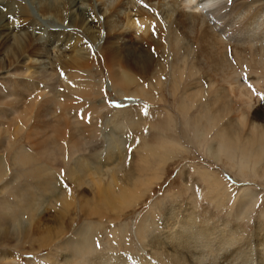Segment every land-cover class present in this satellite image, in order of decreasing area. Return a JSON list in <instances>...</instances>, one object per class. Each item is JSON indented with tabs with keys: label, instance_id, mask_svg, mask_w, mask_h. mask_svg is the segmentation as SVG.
<instances>
[{
	"label": "bare ground",
	"instance_id": "obj_1",
	"mask_svg": "<svg viewBox=\"0 0 264 264\" xmlns=\"http://www.w3.org/2000/svg\"><path fill=\"white\" fill-rule=\"evenodd\" d=\"M32 1L37 6L39 14L42 15L41 17L49 18L51 16L55 21H59V23L66 22L69 26L75 28L82 27L83 24H86L85 27L89 39H96L101 36V32L97 30V19L93 18L86 23V19L93 17L95 13L93 10V0ZM99 1L107 5L106 10L108 11L106 21L108 23V30L105 33L101 54L108 62L107 67L111 78L109 85L111 88L112 83L113 86L117 84L130 86L134 82L131 75L123 70V68L118 67L120 55L123 57L122 61L124 64H120L121 66L130 68L137 66L139 72H144L147 69V65L151 64L148 63L152 61V59L149 60L151 55H148L149 57L147 58L146 54L145 56L149 61H144L145 56L143 54H139L143 55L139 56L140 58L136 56L138 52L137 48L139 51H142V47H145L147 43L158 44L162 36L161 33L165 35L166 32L168 41L173 42L171 53L176 54L180 50L184 51L185 61L190 49L188 42L179 45L181 43L180 41H183L181 39L179 40L180 32L187 27L189 29L193 28V26L197 27L200 22L198 26L199 33L195 38L197 41L199 40V48L202 49L200 50L204 54L206 61L210 64V70L219 75L218 78L220 77L219 80L222 82V85H214V81L211 80L212 76L210 75L211 78L207 81L206 91L201 84H196L195 88L187 87L182 101L184 104H187L186 102L190 99L195 102L199 101L203 108L208 107V109H204L205 117L207 118L205 122L214 121L216 124H219L211 141H215V146L213 143L210 145L212 149L218 150L217 153H214L216 157L220 155L225 156L227 166L231 170H237L236 174L242 178L251 175L254 178L264 180V117H260L257 112H253L250 118H248L249 111L252 109L249 100L253 92L250 88L245 89L243 84H241L242 81L240 82L238 78V75L240 77L243 74H247V71L243 69L246 68L244 67L245 61L250 64L253 60L262 57L264 62V34H262V26L264 24L258 22L263 8L258 4L260 7L258 6L255 10L257 12L253 11L252 16H249V23H244V26H242L243 24L241 25L242 28L237 27L236 30L230 32L228 31V26H233V20L229 21L226 19V16L228 17L229 15L226 12L224 14L221 13L224 7L222 5L220 6V0H145L146 3H151V10L146 9L140 11V7L138 6L139 10H137V13L135 12L136 15L133 14L135 16H131L129 10L127 12L121 11L124 5L132 7L134 0ZM153 1L156 2V8H154ZM176 1L183 4H191L194 10H196V13L202 11L201 15L198 16L195 12L188 14V16L182 13L176 14ZM26 2V0H0V25L3 20H7V22L10 20L11 25H13L12 29L6 34L4 31H0V51L7 49L8 55H12V57H8L10 61L13 57L16 58V61H19V57L27 53L32 58L36 57L37 59L40 57H48L49 54L47 52L50 51L49 53L53 54L51 56L53 61L51 60L50 71H42L41 67L39 68L41 69L39 71L40 73H38V69L36 70L38 74L34 75L35 70H32V68L35 69V65H26L25 71L24 69L22 71V67H19V65H15L13 71H10V69V72H6L8 73L7 75L0 78V146H5L6 144L8 150H12L15 154H21L20 158L15 157V163H18V165L28 164L29 161L35 159L36 171L39 173L38 175L42 178V181L40 182V197H33L31 195L32 197H30L29 201H23L22 206L18 208H21V211H18V209L16 211H6L7 217L3 220L4 225L0 226V240L4 242L13 236H16L17 239H28L29 235L34 232L42 235L40 243L45 245L48 242L46 241L47 236H50L53 229L48 230L44 226V223L43 225H37L36 219L33 220L35 223L32 225L31 222L24 221L22 215L29 210L31 212L36 210L41 198L46 196L45 191H48L54 197V200L50 198L52 203L56 202L57 204L59 202L62 212H68L72 206L70 193L66 191L55 192V177L50 172L52 168L50 167V161H48L49 158L46 157L54 159L53 161L58 157H64V161L66 160V162L63 166L68 168L69 175L75 177V182L78 185L83 184L82 182L87 179L88 182H92L90 184H92V189L94 188L93 191L96 194V197H91L94 205L89 204L90 199L88 198L87 200L80 199L82 202L80 209L84 211H82L83 214H92L99 219L106 215V212L103 214L104 208L105 210L113 211L114 219L116 221L117 219L119 220L123 211L136 199L135 194L138 191L140 193L142 189L140 185L144 181H142L143 177L140 175L142 171L134 168L135 164H132V168L130 169H125V166H122L123 161L121 163L120 160H122L123 152L121 153L119 151V153H115L113 151L114 148L119 147V140L114 138V136L107 143L108 145L105 149L106 164L104 166L108 165L107 169L112 172H109L110 174L108 173L109 177L106 180L105 177L107 176L99 168V164H96L94 167L92 166L89 161L91 157L76 158L74 165H70L71 156L84 151L87 148L85 144L90 143L87 142V139H90L96 133L97 124L90 117L89 106L84 103L90 100L88 96L92 95V91L96 95L98 94L94 89L99 82L94 81V83L91 78L92 76L90 77L85 73L89 68L88 61L91 62L93 59V52L88 47H81V43H79L78 47L75 46V43H78L79 39L76 37L72 38L73 36L70 34L69 36L65 35L64 40L69 45H72L73 42V46H70L65 52L62 51V55L60 54L61 50L60 53L58 52L60 48H57L54 42L48 46L47 44L40 43L41 41L39 40L42 38L40 37L42 35L40 31L43 26L39 24L38 29L33 28L40 22L32 16ZM259 2H264V0H250L247 3L243 1L235 5L239 8H247L249 10L254 4ZM79 4L87 6L88 10L83 11L80 9ZM73 8L77 10L76 13H71ZM158 9L162 11V15L159 14V11V13L155 12L156 15L151 12L157 11ZM197 10L200 12H197ZM120 13L123 14L122 17L119 15ZM202 15L208 18L205 20L206 17ZM112 16H115V18L112 19ZM208 21L209 24L207 23ZM160 27H163L164 33L160 31L161 29L159 30L161 33L159 31L154 32L155 28L159 29ZM36 29L37 31H35ZM122 30L127 31V33H123ZM151 30H154L153 34L150 32ZM223 33H229L228 37L231 34V40L223 37ZM225 41L229 43L234 42L232 47L235 50L234 52L232 51L233 49L231 50V46L229 48L231 52L228 51ZM254 42L259 45V48H253L252 44ZM46 48L47 50H45ZM41 49H43L44 55ZM261 52H263V55H261ZM196 57L197 55L194 56V58ZM184 61H180L183 63V65H179L180 71L185 69ZM236 61L241 65L240 69L242 68V70L235 64ZM3 63L4 60H0V69L7 68ZM187 70L188 75L192 76L198 70V67L189 65L187 66ZM260 72L261 75H264V63ZM56 78H58L57 89L51 88L50 85V89L47 90V85ZM2 86L4 90L6 88L8 90L4 95L2 94ZM204 91L206 92L205 94H203ZM230 91L231 93L236 92L235 97L240 100L242 107L237 109L238 111L232 107L233 104H231L228 96ZM132 93L133 95L142 94L141 91L140 93L136 91ZM192 102L189 101V105ZM90 109L91 111L93 110L92 107ZM208 110L212 113L211 115H209ZM262 110L264 113V108ZM231 112H237L236 117L228 118ZM203 134L204 136L202 137L207 136V134ZM22 138L25 139L24 144L22 143ZM164 141L165 139H163ZM175 145L177 146V144ZM143 146L146 147L148 153H143L142 155V168L147 169L149 159L154 153L156 154V150L153 149L152 145ZM168 146L170 147V145H167V149ZM66 150L70 157L65 153ZM159 150L163 149L160 148ZM97 156L99 157V155ZM119 172L121 174H118ZM201 175L205 176L204 178L212 189H216L218 183H221L224 190L226 187H230L219 173L213 171L207 172L205 175L201 173ZM3 176L4 172H1L0 179ZM226 178L228 181L231 180L228 176H225ZM47 185H51L53 189H51V186L47 189ZM216 190L219 191V187ZM239 190L241 191V195L236 198L239 207L237 211H240L246 205L247 198L245 196L250 195V188L245 187ZM83 201L86 202L83 203ZM175 210L171 209L168 213L165 212L166 214L162 215L160 220L159 218L157 219L159 222L154 217H150L147 212L140 216L134 227L133 234L140 245L141 253L136 252V255L131 256L128 254L121 255L111 251H103V249L96 251L94 249V227L90 221H84L63 242L58 244L57 247L62 249L63 261L58 263L264 264V225L258 224L255 227L253 245L251 242L250 245L252 246H247L248 242L243 240L246 231L234 228L228 221H221L219 224H214V222L209 224V221L196 224L197 218L195 219V217L197 215L195 216L192 211L184 210L181 214ZM34 228L36 230H33ZM125 228L126 226L124 225L119 228L115 227L112 230L115 236L114 238H118L121 241V238L123 239L127 236H124ZM157 228L158 232H156ZM59 231H56V235L61 234V231ZM155 232L156 234H154ZM42 233H46V235ZM146 246H150V249H146ZM108 249H112L111 246ZM226 254L227 256L225 257ZM220 257L224 258V260L228 258L229 261L219 262Z\"/></svg>",
	"mask_w": 264,
	"mask_h": 264
},
{
	"label": "rangeland",
	"instance_id": "obj_2",
	"mask_svg": "<svg viewBox=\"0 0 264 264\" xmlns=\"http://www.w3.org/2000/svg\"><path fill=\"white\" fill-rule=\"evenodd\" d=\"M26 1L32 16L37 18L40 22L33 28L38 29L39 24L43 26L40 31L42 35L39 34L40 37H42L41 40H39L41 41L40 43L47 44L48 46L54 42V45L57 46V48H60L58 52L60 53L61 50L60 54L62 55V51L65 52L70 46H73V42L72 45H69V43L64 40L65 35L69 36L70 34L73 36L72 38L76 37L79 39V42H76L75 46L78 47L79 43H81V47H88L93 52V59L91 62L88 61L89 68L85 73L90 77L92 76L91 78L93 82H99L94 89L98 92V96L92 91V95L88 96L90 100H87L84 103L89 106L88 110L90 111V117L95 120L94 123L97 124L96 133L90 139H87V142L90 143L85 144V147L88 149L85 148L84 151L75 153L71 156L69 162L70 165H74V160L76 158L91 157L89 161L92 166L94 167L96 164H99V168H101L102 172L107 176L105 177L106 180L109 177L108 175L112 172L107 169L108 165L104 166V164H106L105 149L108 145L107 143L114 136V138L119 140V147L114 148L113 151L115 153H119V151H121V153L123 152L122 160H120L121 163L123 161L122 166H125V169H130L132 168V164H135L134 168L138 171H142V174L140 173V175L143 177L142 181L144 182L140 185L142 188L140 193L138 191L135 194L136 199L123 211L119 220L117 219L116 221V219H114L113 211L105 210L104 208L103 214L106 212V215L99 219L92 214H83L84 211L80 209L82 204L80 199L87 200L88 198L90 199L89 204L94 205L91 197H96V194L93 191L94 188L92 189V184H90L92 182H88L87 179L84 181L85 183L82 182L83 184L78 185L75 182V177L69 175L68 168L63 166L66 162V160L64 161V157H62L63 159L58 157L55 161L50 157H46L49 158L48 161H50V167L52 168L50 172L53 173L55 177V192L66 191L67 193H70L69 195L72 200V206L68 212H62V210H60L59 202H57V204L56 202L52 203L50 198L54 200V197L51 196L48 191H45L46 196L41 198L40 204L36 207L37 211L35 210L34 212H31V210H29L22 215V219L31 222L32 225L35 223L33 220L36 219L37 225H43L44 223V226H46L48 230L53 229L50 236H47V244H41L42 235L34 232L29 235L28 239H17L16 236H13L4 242H2L3 240H0V264H59L58 262H63L62 249L57 247L58 244L63 242V240H65L66 237H68L76 227L81 225L84 221H90L94 227V249L96 251L103 249V251H111L121 255L128 254L130 256L134 255L136 252H139L140 254V245L133 234L137 220L145 212H147L150 217H154L156 220L159 218L160 220V217L168 213L171 209H176L175 211L180 212L181 214L184 210L189 212L192 211L195 216L197 215V217L194 216L195 219L197 218L195 222L196 224H202V222L205 221H209V224H212V222H214V224H219L221 221H228L230 225L234 226V228L246 231L243 240L248 242L247 246H249L251 242L253 245L255 227L258 224L262 226L264 225V180L256 177L254 178L251 175L242 178L236 174L237 170H231L227 166L228 164L225 160V156L220 155L219 157H216L214 153H217L218 150L212 149L210 145L213 143L215 146V141H211L219 124H216L214 121L205 122L207 118L205 117L204 109H208V107L203 108L199 101L195 102L190 99L189 101H194L191 105H189V101L186 102L187 104H184L182 101L187 87L195 88L196 84H201L206 91L207 81H209L211 76L214 85H222V82L219 80L220 77L218 78L219 75L210 70V64L206 61L204 54L201 51L202 49L199 48V40L197 41L195 38L199 33L198 26L200 25V22L197 27L193 26L191 29L187 27L180 32L179 40L181 39L183 41H180L181 43L179 45L188 42V47L190 49L189 53L186 55L185 61L183 54L184 51L180 50L176 54L171 53L173 42L168 41L166 32L165 35L160 32H163V27H160L159 29L155 28V31L151 30L150 32L153 34L161 29L159 32L162 36L159 43H147L145 47H142V51H139L137 48L138 52L136 53L138 58H140L139 56H145L146 54L147 58L149 57L148 55L152 56V58L151 56L149 57V60L152 59L151 62H148L151 63L148 64L149 68L147 65V69L144 72H139L137 66H132L133 68L121 66L120 64H124L122 61L123 57L120 55L118 67L123 68V70L131 75L134 82H132L130 86L121 84L113 86L112 83L111 88L109 85L111 78L107 67L108 62L101 54L105 33L108 30V23L106 22L108 15V11L106 10L107 5L102 4L99 0H93V10L95 13L93 17H88L86 19V23L93 18L97 19V30L101 32V36L96 39H89L87 37L88 32L85 27L86 24H83L82 27L75 28L69 26L66 22H64L65 24L62 22L59 23V21H55L51 16H49V18H45L44 16L41 17L42 15L39 14L37 6L33 1ZM243 1L247 3L250 0H220V6L222 5L224 7L221 10V13L224 14L226 12L227 15L229 14L228 17L226 16V19L229 21L233 20V26H228V31L230 32L236 30L237 27L242 28L244 23H249V16H252L253 11H255L259 5L263 9L258 18V22L264 24V2L256 3L248 10L247 8H239L236 6ZM133 2L135 5L133 4L132 7L124 5L123 10L121 9V11L127 12V10H129L131 16H135L139 9L140 11L146 9L151 10V3H146L145 0H134ZM176 2V14L182 13L188 16L190 13H196V10H194L191 4H183L179 1ZM152 3L154 8H156V2L153 1ZM138 6L140 7L139 9ZM79 7L83 11L88 10V7L85 5L79 4ZM198 11L199 10H197V12ZM76 12L77 10H75V8L71 10V13ZM151 12L154 15H156L155 12L162 15L160 9ZM201 12L196 14L199 16L201 15ZM119 15L122 17L123 14L120 13ZM202 16L206 17L204 15ZM246 17L247 19H245ZM114 18L115 16H112V19ZM207 18L208 17H206L205 20ZM207 23L209 24V21ZM210 24L212 25L211 22ZM1 25L3 26L1 27ZM1 25L0 31H4L5 34L13 27L10 20L9 22L3 20ZM37 29L35 31H37ZM262 31V34H264V25L262 26ZM122 32L125 34L127 33V31L123 30ZM49 33L51 34L49 35ZM228 34L229 33L224 34L223 37L227 40H231L232 35L230 34V37H228ZM237 34L239 35V33ZM58 38L60 39L59 41ZM226 44L228 51L231 52L234 42H226ZM252 45L255 49L256 47L259 48V45L255 44V42ZM230 46L231 50L229 49ZM41 50L44 55L43 49ZM45 50H47V48ZM232 51L234 52L235 50L233 49ZM49 52L50 51L47 52L49 54L48 57H40L37 59L36 57L32 58V56H29L27 53L20 56L18 59L19 61H16L15 57H13L14 60L11 59L10 61L8 57H12V55H8V50H1L0 60H4L3 65H6L7 68L0 69V78L7 75L8 73L6 72L10 69V71H13L15 65L22 67V71L23 69L25 71L26 65H35L36 68H32V70H35L34 75L40 73L39 71H41V69L39 68L41 67L42 71H50L51 60L53 61L51 56H53V54ZM59 53L58 55H60ZM196 55L197 59L194 58ZM229 55H231V53H229ZM261 55H263V52H261ZM146 56L145 59H143L144 61L147 60ZM181 60L185 62V69L183 71H180L179 69V65H183V63L180 62ZM12 61L14 62L12 63ZM263 63L262 57L253 60L250 64L245 61L244 67L246 68L243 69L247 71V74H243L240 77L238 75L239 81H242L241 84H243L245 89L250 88L253 92L251 93V99L249 98V103L252 105V109L249 111L250 114L248 115V118H250V115L253 112H257L260 117H264V113L262 112V108H264V75H261L260 72ZM235 64L240 69L241 65L237 61ZM189 65H195L198 67V70L192 76H189L187 72V66ZM36 70H38V73ZM240 70H242V68ZM59 76L61 77V75ZM57 79L58 78L54 81H50L49 85H47L48 87L46 86L47 90L50 89V85L51 88L53 87L57 89ZM2 89L4 90L3 86ZM3 90L2 94L4 95L8 90L7 88L4 90L5 92ZM135 91L137 93H140L141 91L142 94L133 95L132 92ZM205 91L203 94L206 93ZM235 93L236 92L231 93L230 91L228 96L231 100V104H233V109L237 110L242 106L240 100L235 97ZM259 104L262 105L259 106ZM90 106L93 108L92 111ZM208 112L209 115L212 114L210 110H208ZM236 115L237 112H231L228 118H233V116L236 117ZM203 133L207 134V136L202 137L204 136ZM12 137H14V135H12ZM163 139H165L164 142ZM24 141L25 139L22 138L23 144ZM175 144H177V146ZM143 145H152L153 149L156 150V154L154 153L149 159V166H147V169L142 168V155L143 153H148V150ZM167 145H170V147L168 146V149L166 148ZM0 148L2 149H0V173L4 172V176L0 179L1 226L4 225V218L7 217L6 211H16L22 206L23 201H29L32 196L40 197V182L42 181V178L36 171L34 158V160L29 161L28 164L24 163L18 165V163H15V157L17 156L20 158L21 154H15L12 150H8L6 144L5 146L1 145ZM160 148L163 150H159ZM209 149L211 150L208 151ZM65 153L70 157L67 150ZM97 155H99V157ZM218 158L220 159L218 160ZM108 162L111 163L110 160H108ZM213 171L219 173L220 176L230 185V187L225 186L227 190L226 188L225 190L223 189L221 183L216 185V189L219 187V191L212 189L204 178L205 176L201 175V173H204L205 175V173ZM118 174L121 173L119 172ZM225 176H228L231 180L228 181L227 178L225 179ZM50 186L51 185H47V189ZM245 187L250 188V195L245 196L247 198L246 205L240 211H237L239 210V207L236 198L241 195L239 189ZM51 189H53L52 186ZM85 202L86 201H83V203ZM20 209H18V211H21ZM123 225L126 226L124 236H127L123 238L124 240L121 238V241H119L118 238H114L115 236L112 230L115 227H123ZM33 230H36V228ZM57 230H60L61 234L56 235ZM156 232H158V228ZM156 232L154 234H156ZM44 235H46V233ZM106 241H108V243H106ZM110 246L112 249H108ZM145 248L150 249V246H146ZM226 259L224 260V258L220 257L219 262L229 261V259Z\"/></svg>",
	"mask_w": 264,
	"mask_h": 264
},
{
	"label": "water",
	"instance_id": "obj_3",
	"mask_svg": "<svg viewBox=\"0 0 264 264\" xmlns=\"http://www.w3.org/2000/svg\"><path fill=\"white\" fill-rule=\"evenodd\" d=\"M204 12V11H203Z\"/></svg>",
	"mask_w": 264,
	"mask_h": 264
}]
</instances>
